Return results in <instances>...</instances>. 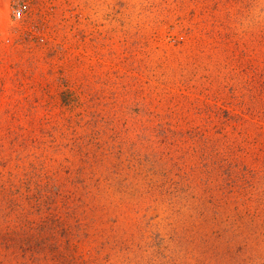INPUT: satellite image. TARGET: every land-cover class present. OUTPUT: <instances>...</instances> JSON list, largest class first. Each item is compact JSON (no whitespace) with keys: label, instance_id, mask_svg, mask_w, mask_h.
Returning <instances> with one entry per match:
<instances>
[{"label":"rangeland","instance_id":"rangeland-1","mask_svg":"<svg viewBox=\"0 0 264 264\" xmlns=\"http://www.w3.org/2000/svg\"><path fill=\"white\" fill-rule=\"evenodd\" d=\"M0 3V264H264V0Z\"/></svg>","mask_w":264,"mask_h":264},{"label":"built area","instance_id":"built-area-1","mask_svg":"<svg viewBox=\"0 0 264 264\" xmlns=\"http://www.w3.org/2000/svg\"><path fill=\"white\" fill-rule=\"evenodd\" d=\"M18 15H19V16L21 15V10L18 11Z\"/></svg>","mask_w":264,"mask_h":264},{"label":"bare ground","instance_id":"bare-ground-1","mask_svg":"<svg viewBox=\"0 0 264 264\" xmlns=\"http://www.w3.org/2000/svg\"><path fill=\"white\" fill-rule=\"evenodd\" d=\"M1 4V3H0ZM1 5H3V4H1Z\"/></svg>","mask_w":264,"mask_h":264}]
</instances>
